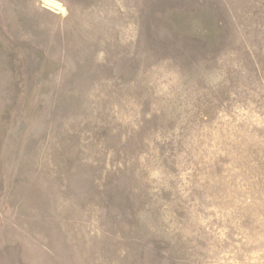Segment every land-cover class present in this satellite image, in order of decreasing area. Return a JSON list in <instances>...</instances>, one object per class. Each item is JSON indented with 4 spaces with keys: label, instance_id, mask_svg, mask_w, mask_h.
Instances as JSON below:
<instances>
[{
    "label": "rangeland",
    "instance_id": "obj_1",
    "mask_svg": "<svg viewBox=\"0 0 264 264\" xmlns=\"http://www.w3.org/2000/svg\"><path fill=\"white\" fill-rule=\"evenodd\" d=\"M0 264H264V0H0Z\"/></svg>",
    "mask_w": 264,
    "mask_h": 264
}]
</instances>
